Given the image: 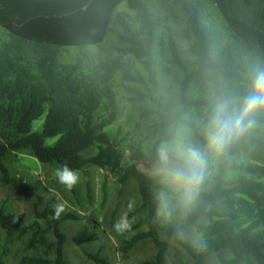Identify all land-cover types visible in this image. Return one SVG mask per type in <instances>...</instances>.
Masks as SVG:
<instances>
[{"label": "trees", "instance_id": "obj_1", "mask_svg": "<svg viewBox=\"0 0 264 264\" xmlns=\"http://www.w3.org/2000/svg\"><path fill=\"white\" fill-rule=\"evenodd\" d=\"M124 3L135 15L118 12ZM0 27L12 37L9 41L0 37V170L6 182L13 180L5 161L24 149L40 163L67 164L77 171L90 165L113 170L126 148L131 164L120 178V190L131 181L138 184L141 208L147 212L139 225L148 230L127 241L123 251L151 239L158 253L140 264H167L169 243L160 237L165 232L191 259L181 258L176 264H208L213 254L220 264H264L263 220L235 224L246 219L239 208L246 202L240 196L264 208V164L236 158L245 149L264 154V112L257 114L250 133L221 158L195 204L168 209L170 221L160 218L156 189L170 190L159 177L139 168L142 162L151 163L159 143L174 139L180 126L201 131L202 126L185 119L189 109L206 112L216 97L242 96L250 90L254 74L264 71V0H0ZM110 34L106 55L87 52ZM68 47L78 48L76 58L62 54ZM129 55L142 64L144 74L129 72L125 62ZM120 73L135 83L125 88L145 121L130 116L127 125L109 129L120 116L115 91ZM167 76L177 83L174 97L160 89ZM43 116L42 130L33 131L34 122ZM199 138L203 142L202 135ZM48 139L57 140L48 145ZM58 202L53 195L38 213L47 227L38 222L27 225L23 215L0 204V228L6 239L0 257L12 253L17 240L24 255L15 264H68L62 224L82 216L66 211L57 217ZM220 220L231 221L207 234ZM191 228L205 232L203 240H183Z\"/></svg>", "mask_w": 264, "mask_h": 264}, {"label": "rangeland", "instance_id": "obj_2", "mask_svg": "<svg viewBox=\"0 0 264 264\" xmlns=\"http://www.w3.org/2000/svg\"><path fill=\"white\" fill-rule=\"evenodd\" d=\"M122 11L135 15V12L127 8L126 3L118 8V12ZM112 36L110 34L106 41L99 46L87 48V52H99L101 55H106ZM0 37L4 41H9L12 38L10 33L2 27H0ZM63 50L65 51L62 54L66 58H76L78 48L68 47ZM125 62L126 68L131 74L145 73L144 67L134 56H127ZM127 84L135 83L126 81L122 73L118 74L115 79V91L120 104V116L109 129H114L118 125H127L130 116H133L135 120L142 119L145 121L143 116H141L142 111L132 106L129 100L130 94L125 88ZM176 86L175 79L167 76L164 77L160 89L163 93H171L174 97ZM141 87L146 88L144 85H141ZM149 106L151 107L152 105ZM177 107L176 100L175 109ZM99 113L103 114L104 111L100 110ZM204 115L205 110L203 108H191L186 112L185 119L194 123L197 127H201ZM132 120L135 121L134 119ZM44 121L45 116L35 121L33 131H41ZM188 129L191 132V140L194 143H202L199 138L201 131L197 132V134L192 128ZM56 140L48 139L46 143L52 145ZM121 152L122 157L113 170L111 168L102 169L91 165L82 170H77L79 181L70 191L59 184L54 177V171L60 166L59 164L40 163L30 149L15 152L5 161V165L9 169L10 179L13 181L6 182L3 172L0 170V204L6 205L8 210L14 213L23 215L27 225L38 222L47 227L46 219L41 218L38 213L45 210L53 199V195L59 198V202L55 203V205H63L62 212L74 211L80 214L82 216L81 220H69L62 224V230L67 237L64 254L68 264H98L94 257L104 259L107 264H140L143 261L151 260L158 253V248L151 239L141 240L129 252H125L122 249L127 241L146 232L148 227L139 225V222L146 216L147 212L141 208L142 200L138 192V184L135 181H131L122 191L120 190V178L131 164L128 150L122 148ZM236 158L250 164H264V154H252L248 149H245ZM220 161L221 159L210 162L207 179L201 186V190L208 189ZM150 164L142 162L139 164V168L147 175L157 177L151 174ZM162 191L164 190L156 189L158 198ZM168 194L169 202L167 206L164 207L161 204L162 212L160 218L164 222L170 221L173 218L172 213L168 211L169 208L176 210L178 207H182L178 203L179 197L176 194L172 193L171 190ZM39 196L43 199L42 202L38 199ZM240 199L248 204L241 203L239 208L243 213H246V219L236 221L235 224L237 226H243L248 221L258 218L264 222V208H256L242 196H240ZM129 203L133 204L132 211L128 210ZM125 213L128 215L131 227L117 232L114 229V224ZM229 221L231 220H220L216 222V225L209 226L207 234L211 235L216 230L220 231L229 224ZM204 233L196 228H191L182 236V239L192 243L199 242L203 240ZM50 237L54 239L52 234ZM88 237H93V239H89ZM160 237L161 240L169 243L166 256L167 264H176L181 258L190 259L178 245L168 238L165 232H161ZM5 242V232L0 228V255L2 252L1 248ZM11 247L12 253L3 258L0 257V264H15L24 255L22 252V242L16 240ZM208 264H220L216 254L211 255ZM233 264H236V262L233 261ZM244 264L252 263L249 261Z\"/></svg>", "mask_w": 264, "mask_h": 264}, {"label": "clouds", "instance_id": "obj_3", "mask_svg": "<svg viewBox=\"0 0 264 264\" xmlns=\"http://www.w3.org/2000/svg\"><path fill=\"white\" fill-rule=\"evenodd\" d=\"M264 112V71L252 77L250 90L242 95L224 94L211 101L201 121L202 143L191 140V132L181 126L172 140H162L155 150L150 164V172L160 178L179 199L178 203L188 208L195 204L200 195L201 186L207 179L210 162L228 155L230 150L256 125L257 114ZM57 182L66 190L78 183V173L67 164L60 165L54 171ZM162 206L169 202L168 192L160 193ZM55 215L59 217L63 205H56ZM133 210V204H128ZM18 221L13 218V223ZM131 223L127 213L114 224L117 232L129 229Z\"/></svg>", "mask_w": 264, "mask_h": 264}]
</instances>
